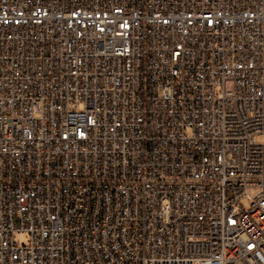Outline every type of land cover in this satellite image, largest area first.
<instances>
[{"label": "built area", "instance_id": "built-area-1", "mask_svg": "<svg viewBox=\"0 0 264 264\" xmlns=\"http://www.w3.org/2000/svg\"><path fill=\"white\" fill-rule=\"evenodd\" d=\"M260 135L264 0H0V264H264Z\"/></svg>", "mask_w": 264, "mask_h": 264}, {"label": "rangeland", "instance_id": "rangeland-1", "mask_svg": "<svg viewBox=\"0 0 264 264\" xmlns=\"http://www.w3.org/2000/svg\"><path fill=\"white\" fill-rule=\"evenodd\" d=\"M258 140L261 141V142H264V135H260L258 137ZM18 238L21 240V241H26L27 240V237L24 235V234H19L18 235Z\"/></svg>", "mask_w": 264, "mask_h": 264}]
</instances>
